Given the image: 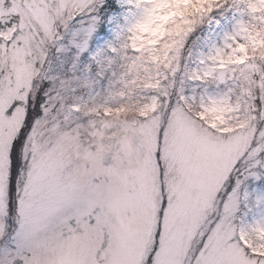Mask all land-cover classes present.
<instances>
[{"label": "snow or ice", "instance_id": "obj_1", "mask_svg": "<svg viewBox=\"0 0 264 264\" xmlns=\"http://www.w3.org/2000/svg\"><path fill=\"white\" fill-rule=\"evenodd\" d=\"M0 264H264V0H0Z\"/></svg>", "mask_w": 264, "mask_h": 264}]
</instances>
